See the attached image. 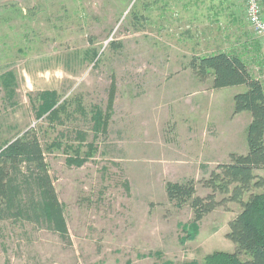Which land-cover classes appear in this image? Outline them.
<instances>
[{
	"label": "rangeland",
	"instance_id": "rangeland-1",
	"mask_svg": "<svg viewBox=\"0 0 264 264\" xmlns=\"http://www.w3.org/2000/svg\"><path fill=\"white\" fill-rule=\"evenodd\" d=\"M217 2L0 0V145L29 129L43 147L59 141L44 157L70 238L0 218V264H203L207 253L235 250L226 234L241 210L237 202L216 206L181 243L180 224L192 221L193 211L165 192L167 181L190 178L195 194L205 196L201 165L214 169L231 147L244 146L246 122L234 118L233 95L246 87L213 88L190 59L236 53L264 86V49L242 2L233 0L231 12ZM111 85L107 132L95 135L91 109L105 110ZM45 90L68 102L67 114L36 117ZM90 142L92 155L67 165L74 151L66 146L79 144L84 156ZM255 173L264 177V168Z\"/></svg>",
	"mask_w": 264,
	"mask_h": 264
},
{
	"label": "trees",
	"instance_id": "trees-1",
	"mask_svg": "<svg viewBox=\"0 0 264 264\" xmlns=\"http://www.w3.org/2000/svg\"><path fill=\"white\" fill-rule=\"evenodd\" d=\"M188 66L201 80L211 76L213 88L244 85V91L233 95V112H249L250 121L246 127L245 153L231 152L228 161L218 163L211 170L201 165L207 174L202 178V184L210 189V193L203 197L196 195L194 180L190 178L165 183L168 199L178 206L188 204L193 211V220L180 224L185 235L179 242L193 239L196 222L216 206L228 201L237 202L241 210L228 221L226 234L235 250L207 253L203 264H264V177L255 173L264 168V86L251 75L244 60L233 52L217 51L194 56ZM1 79L8 84L6 78ZM110 90L105 110L98 106L91 109V128L95 135L107 132L114 100L113 85ZM67 104V101L59 102L54 90L40 92L36 117L45 116L48 121L59 119V114L67 111ZM76 106L83 111L79 103ZM75 137L84 141L85 133L76 130ZM59 144L53 140L43 147L35 130L29 129L0 145V218L29 220L38 227L50 229L69 243L64 207L58 199L44 157L45 151ZM87 147L91 148L90 151L79 156V144L75 147L67 145L66 151H74L67 155V165L81 166L94 151L92 142ZM246 193L248 196L244 199ZM217 194L223 198L217 200Z\"/></svg>",
	"mask_w": 264,
	"mask_h": 264
},
{
	"label": "built area",
	"instance_id": "built-area-1",
	"mask_svg": "<svg viewBox=\"0 0 264 264\" xmlns=\"http://www.w3.org/2000/svg\"><path fill=\"white\" fill-rule=\"evenodd\" d=\"M243 4L244 20L259 39L264 49V0H240Z\"/></svg>",
	"mask_w": 264,
	"mask_h": 264
},
{
	"label": "crops",
	"instance_id": "crops-1",
	"mask_svg": "<svg viewBox=\"0 0 264 264\" xmlns=\"http://www.w3.org/2000/svg\"><path fill=\"white\" fill-rule=\"evenodd\" d=\"M215 1H220V2H217V7L219 9H225V11L227 12H231V10L233 9V4L234 2H232L233 0H215ZM216 7V8H217ZM217 8V9H218ZM230 17V16H229ZM237 116V117H236ZM239 116L241 117H244L245 118V122L246 124L243 126V133H244V146H243V149L242 150H239L237 149L236 147H231L229 150H228V153H231V152H236V153H245L247 151V143H246V127L250 121V113L247 112V111H241V112H238V113H235V116L234 118L236 117V120H238Z\"/></svg>",
	"mask_w": 264,
	"mask_h": 264
}]
</instances>
